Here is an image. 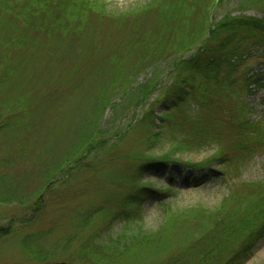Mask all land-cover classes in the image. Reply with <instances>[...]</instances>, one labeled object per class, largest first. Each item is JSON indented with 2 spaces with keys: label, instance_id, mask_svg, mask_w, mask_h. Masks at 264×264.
<instances>
[{
  "label": "trees",
  "instance_id": "obj_1",
  "mask_svg": "<svg viewBox=\"0 0 264 264\" xmlns=\"http://www.w3.org/2000/svg\"><path fill=\"white\" fill-rule=\"evenodd\" d=\"M219 2L152 0L141 12L116 17L106 11L105 0H0V52L4 50L3 46L7 47L0 58V79L7 87L16 77L7 63V60L10 62L6 56L9 52L15 49L40 51L50 43L53 48L50 49L51 55L58 58L68 50H79L81 54L85 48L78 47L76 43L81 41L84 45L89 38L87 31L90 26L101 27L110 21L114 29L127 33L129 43L123 48L124 56L137 69L175 56L168 86L161 87L160 77H153L133 94L135 104L132 106L144 107L142 118L134 123L136 129H142L144 146H157L165 140L171 146L161 156L148 155L147 152L131 156L141 160L137 173H159L171 166L197 172L219 165L223 168L220 179L228 178V194L218 207L208 210L197 206L183 213H169L164 226L158 231L146 234L141 231L137 235L132 233L90 244V247L93 245L90 264H143L154 258L159 249L167 251L177 238L181 240L180 249L170 253L162 264H243L251 258L264 238V181H237L240 169L264 152V123L248 118L245 102L246 97L263 87L262 76L252 74L251 69L243 70L248 59L256 55L264 59V0L247 1L249 6L262 11L261 18L228 15L212 23L210 14ZM152 16L154 21L149 24ZM26 31L35 37L29 36ZM84 59L90 65L98 62L96 58L91 62L87 57ZM117 59V56L111 57L113 62ZM116 68L121 71H116ZM116 68L107 71L108 74L116 72L109 90H101V100L94 109L95 117L87 119L84 131L71 144L67 157L64 155L65 158L46 172L45 189L63 181L74 167L83 165L82 159L89 158L87 154L98 151V154L111 155L117 151L118 143L111 147V138L105 137L98 127L102 112L111 106L110 90L118 85L126 90L132 81L128 79L125 85L126 74L121 67ZM73 74L75 71L72 69L67 82ZM61 83L53 84L51 89L55 91ZM159 88H163L160 94L163 97L150 102ZM14 100H21L20 104L13 105ZM34 100L26 98V95L10 98L5 103V116L0 113V131L6 130L5 134L14 135L19 140V147L30 148L28 143L22 145L20 139L30 138L35 131L41 132L36 123L41 119L39 111L47 106L42 105L40 99ZM228 101L232 102L228 104ZM160 104L166 110L157 115L156 108ZM190 104L197 105L196 110L190 112ZM14 120L18 124L16 127L13 126ZM122 135L121 131L114 134L118 142L124 139L125 135ZM212 146H217L216 153L199 164L180 158L187 152ZM88 160V165L94 164V161ZM0 180L4 178L0 177ZM4 187L0 184V206L13 202L11 197L4 195ZM38 191L39 195L35 197L39 199L31 205L32 210L37 212L41 209L39 204L44 193L42 189ZM167 193L170 194L171 190ZM134 198V195L127 197L131 202ZM121 213L112 220L132 219V215L124 211ZM90 221H83V224ZM18 231L11 228L10 234L0 232V241L8 236L16 237ZM38 236L22 238L21 245L25 251L34 248ZM85 258L71 253L45 256L40 262L87 264Z\"/></svg>",
  "mask_w": 264,
  "mask_h": 264
},
{
  "label": "rangeland",
  "instance_id": "obj_2",
  "mask_svg": "<svg viewBox=\"0 0 264 264\" xmlns=\"http://www.w3.org/2000/svg\"><path fill=\"white\" fill-rule=\"evenodd\" d=\"M247 1L220 0L211 11L210 22L217 23L228 15L261 18L262 11L249 6ZM105 3L106 11L118 17L141 12L152 0H105ZM153 21L152 16L149 24ZM87 32L89 38L84 45L81 41L76 43L78 47L85 48L81 54L79 50H68L58 55L59 59L51 55L53 48L47 43L44 50L32 52L15 49L6 55L10 61L7 60L8 66L16 77L9 87L0 79L2 116L7 112V100L22 95L32 97L34 101L40 99L41 104L47 107L39 111L41 119L36 123L41 132L35 131L30 138L20 139L22 145L28 143L30 148L19 147V140L14 135L5 134L6 130L0 131V177L4 178L0 180V184L5 186L4 195L13 200L8 205L0 206V232L10 234L11 228L19 229L16 237L8 236L0 241V264H41L40 259L45 256L56 257L71 253L85 256L87 264H90L95 243L130 236L132 233L137 235L141 231L144 234L158 231L165 224L166 214L183 213L197 206L211 210L218 207L228 194V178L220 179L223 168L219 165L197 172L171 166L159 173H137L141 160L131 156L144 152L161 156L171 146L166 140L157 146H144L142 129L134 126L142 118L144 107L132 106L135 104L133 94L139 86L153 77H160L161 87L168 86L171 83L170 70L175 56L159 59L137 69L124 56L123 48L129 43L127 33L114 29L110 21L101 27L90 26ZM25 33L35 37L31 32ZM3 47L0 58L7 50V47ZM113 56L118 57L114 62L111 61ZM84 57L90 62L96 58L98 62L94 60V64L90 65ZM103 66L106 68L105 76ZM116 66L121 67L126 74L123 80L125 85L128 79L132 81L126 90L118 85L108 92L111 106L102 112L98 127L105 137L111 138V147L118 143L117 151L111 155L98 154V151L87 154L94 164L88 165L89 160L82 159V166L74 167L63 181L45 189L46 172H50L67 157L71 144L84 131L87 119L95 117L94 109L101 100L102 88L109 90L115 72L121 71ZM114 68L115 72L107 73ZM72 69L75 74L67 82ZM245 69H251L252 74L262 76L263 87L246 97L245 102L248 118L253 122L264 123V59L257 55L248 59L243 70ZM59 81H62L60 87L53 91L51 86ZM163 88H159L149 101L163 97L160 95ZM8 90L10 92L6 94ZM19 101L14 100L12 104L18 106ZM230 102L232 101L227 103ZM188 106L190 112L197 108L195 104ZM165 110L160 104L156 108V114L161 115ZM17 125L14 120L13 126ZM119 131L125 135L120 142L114 136ZM216 151L217 146H212L193 153L187 152L180 158L185 162L199 164L211 158ZM123 155L126 156L120 157ZM239 173V182L264 181V152L244 165ZM39 189L44 193L39 204L41 209L37 212L32 210L31 205L39 199L35 197L39 195ZM169 189L170 194L167 193ZM145 190L154 191L145 193ZM138 192L143 194H137ZM130 195L135 197L132 202L127 199ZM123 211L132 215L130 221L112 220ZM88 219L91 220L90 223L83 224ZM35 234L39 235V240L33 245V250L25 251V247L21 245L22 238ZM180 241L177 238L167 251L159 249L154 258L143 264H162L170 253L180 249ZM90 244L93 245L90 247ZM243 264H264V238L256 246L251 258Z\"/></svg>",
  "mask_w": 264,
  "mask_h": 264
}]
</instances>
